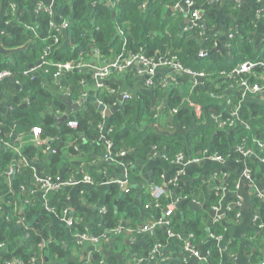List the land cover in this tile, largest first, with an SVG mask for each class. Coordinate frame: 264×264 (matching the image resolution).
<instances>
[{"label": "crops", "instance_id": "crops-1", "mask_svg": "<svg viewBox=\"0 0 264 264\" xmlns=\"http://www.w3.org/2000/svg\"><path fill=\"white\" fill-rule=\"evenodd\" d=\"M59 1L0 0L1 63L10 65L16 58L13 56L14 52L19 48H23L21 49L23 56H28L31 52L28 51V47L26 48L30 40L17 46L18 48L4 44L2 39L9 26L15 25V22L19 23L24 25L33 37L40 38L37 35V29L40 28L35 19L44 12L50 17V31L55 32L53 41L57 48L69 44L73 51L76 46L74 43H68L70 38L68 18L58 11ZM101 1L107 2L113 14L116 13L112 6L115 0ZM194 2L193 8L201 15V25L206 26L204 37L207 41L209 39V45L206 40H199L201 45L209 46L206 48L207 56L198 58L201 61L208 60L207 62L211 63L219 57L229 58L231 43L236 35L239 36V40L247 39L254 46L255 52L261 47L264 48V0H194ZM95 4L96 0L89 1L91 8ZM154 5L161 6L158 8L160 27L165 18L172 17L173 27L178 35L187 33L185 29L189 27L191 20L186 13L189 9L182 5L181 0H139L138 7L148 15ZM25 17L27 20L24 19ZM244 29L247 32H243ZM85 31L81 36L90 40L89 34H85ZM153 35L158 36L159 33L154 32ZM93 45L90 42L83 51L78 52V60L93 64L106 61ZM42 57V54H37L32 65L41 66L39 70L31 73V77L20 73L25 67L31 66L25 60L18 66L19 70L13 72V76L0 81V130L8 129L10 135L17 129L21 130L17 132L16 138L2 142L0 148H11L16 156L22 157L31 144L40 147L41 143L46 142L40 139L38 143L37 136L32 133V128L38 124L26 129L27 127L24 126L27 123H22V119L16 117L18 111L26 108L35 95V89L30 88L29 82L40 81L39 87L51 94L53 104H47L46 116H52L57 127L67 121L71 114L77 112L66 113L67 104L63 99L76 104L81 97L97 99V89L106 90L113 86L114 90L108 94L115 102L113 107H108L114 110L130 95L150 90L144 85L143 76H136L133 86L125 87L126 72L112 71L103 79L102 87H96L95 79L94 81L92 79L93 84L84 80L81 81L82 91L74 94L75 81L70 78L74 74L63 69L59 72L60 75H57L56 68L49 77L44 76L41 69L47 64L41 62ZM17 62L16 60V64ZM70 71L73 73L85 71L93 74L88 67L74 68ZM232 71L229 76L235 78L237 75ZM199 72L204 74L203 77H192L162 66L156 70L154 79L166 80L167 84L164 88L169 86L179 88L187 95L198 91L201 96L209 98L208 92L205 91L208 89V84L215 79L207 83L206 79L210 74ZM246 76L250 82H253L255 78L264 77V71L260 67L257 70L254 68L246 73ZM211 96L218 99L217 103L225 110L232 108L230 104L232 98L238 99V107L252 101H264L261 92L244 94L243 87L238 83L226 86L220 97ZM57 101L63 105L62 108L57 107L55 103ZM186 102L192 104L188 100ZM82 106L83 104L79 110ZM154 127L156 132L171 130V128H161V124ZM105 128L104 122L101 127L102 132ZM58 139L59 137L54 139L57 141L56 145H50L46 158L34 155L27 158L26 162L27 168L32 169L31 183L47 177L52 179L53 173L46 169V163H48L47 159L51 158V154H58L61 159L59 165H56L57 171L54 173L56 179L60 181L71 179L74 182L64 188V207L57 216L53 212L56 221L62 223L67 230L73 223H80L84 231L103 226L107 218L114 219L118 223V226L112 230L119 231L108 233L101 243L97 245L89 243L91 245L85 244L82 248H73L71 258L77 260V264H86L93 250L100 254L101 264H264V161L256 154L243 157L239 152H234L221 161L202 157L185 160L179 163L180 165L170 163L158 155H150L144 160L136 159L129 166H124L121 160L106 158L108 149L106 152L103 151V147L100 146L102 141L87 146V141L80 138V143L71 151L68 149L71 143L69 135L61 141ZM48 141L50 143L51 140ZM248 158H251V162L247 161ZM180 167H183V174L178 179L176 184L178 186L177 188L174 186L175 190L174 187L169 190L170 180ZM85 176H88L91 182H86ZM6 180L15 188L13 176H7ZM153 185L159 186L165 192L163 195L170 199L172 206L169 207L168 212L167 207L162 212L160 210L161 216L158 218L160 220L148 230L143 229V226H148L156 220L154 209L157 205L150 193ZM43 208L47 209L45 206ZM170 211L173 212V221L164 218ZM129 215L131 216L127 218ZM180 215L183 216L182 219L179 218ZM192 223H197L196 227ZM134 227L137 228L133 230ZM190 228H197L195 232L192 231L197 235H193ZM49 229L53 230L52 224ZM78 233L80 231L74 232L71 236L68 232L73 239L71 242L77 244L75 237ZM189 242L198 252V256H194L186 248ZM68 243L70 242H62L64 246H68ZM153 249H155L154 253L151 254L150 251ZM36 258L39 264H47L45 254L41 253ZM16 261L13 264L19 263Z\"/></svg>", "mask_w": 264, "mask_h": 264}, {"label": "trees", "instance_id": "trees-1", "mask_svg": "<svg viewBox=\"0 0 264 264\" xmlns=\"http://www.w3.org/2000/svg\"><path fill=\"white\" fill-rule=\"evenodd\" d=\"M89 1L60 0L57 7L60 14L68 18L70 35L68 43H74L76 46L73 51L69 44L57 48L53 41L55 32L50 31V17L45 12L40 13L35 21L38 22L40 29H37V35L41 39L33 37L24 25L15 22V25L9 26L2 39L4 44L11 48H18L17 46L30 40L26 48L28 47V51L31 52L28 56H23L21 50L23 48L17 49L13 54L18 61L17 64L13 59L8 66L1 63L0 57V70L18 71V66L25 60L32 65L37 54L41 55L49 46L50 51L48 50L49 53L46 54L45 59L51 63L41 69L43 75L49 77L57 68L54 63L78 61V52L83 51L91 42L102 59L106 61L126 50L129 53L142 52L149 58H156L157 54H170L175 55L183 67L210 74V77L206 79L207 83L211 79L215 81L209 83L205 91L208 92L209 98L201 96L198 91L187 95L179 88L172 86L163 88L157 84L149 91L127 97L108 118H105L103 112L89 99L83 103L79 111L68 117V120H76L77 124L74 127L68 126L67 121L57 127L55 119L52 116H46L47 104H53L51 94L39 87L40 81H28L30 88L35 89V95L26 108L18 111L16 117L21 118L22 123H27L24 126L27 127L26 129L38 124L39 138L46 142L41 143L40 147L35 144L29 145L22 157L16 156L11 148H0V264H11L14 260L19 261L17 264H39L36 257H39L41 253L47 257V264H77V260L71 258L73 257L72 249L82 248L85 244H89V240L76 244L71 242L73 239L68 232L71 236L78 231L99 236L111 232L118 226L114 219L107 218L103 226L97 229L84 231L80 223H73L67 230L62 223L56 221L54 215H59L65 204L64 188L41 191L37 182L31 183L32 169L29 170L26 164L27 158L34 155L46 158L50 145L57 144V141H54L56 137H59L58 140L61 141L69 135L71 143L68 149L71 151L75 150L74 147L80 143V138L87 141V146H90V143L102 141L100 146L105 152L108 149L106 144L110 142L109 150L114 160H121L125 166H129L136 159L144 160L150 155H158L172 162L177 156L190 160L205 156L225 158L238 152L237 149L249 150L264 159V101H252L238 107V99L232 98L230 100L232 108L225 110L217 103L218 99L211 96L220 97L226 86L238 83L241 78H247L243 73L235 78L229 75L244 61L264 60V48L261 47L255 52L254 46L247 39L239 40V36L236 35V38L234 37L236 41L233 40L231 43L230 57H219L216 61L208 63V60L201 61L197 58L200 49L209 47L199 43L200 37L198 38L197 31L178 35L173 27L172 17L165 18L160 27L158 21L160 5H154L147 15L139 9V0H115L112 5L116 10L114 15L107 2L96 0L95 6L91 8ZM24 19L27 20V17ZM198 29L204 30L206 26L199 25ZM84 30H86L85 34H89L90 40L81 36ZM154 32L159 35H153ZM243 32L247 31L244 29ZM204 40L207 41V38ZM207 45H209V39ZM255 68L259 69L258 66ZM69 72L74 74L70 77L75 81L74 94L82 91L81 81L85 80L93 84L94 77L91 73ZM132 72V70L127 71L124 75L125 87H132L134 84L136 76ZM83 77L84 79H81ZM253 82L262 83L258 78H255ZM112 87L106 90L99 88L96 91L97 100L106 106H112L115 102L114 98L108 94L114 90ZM186 96L188 98H184ZM187 100L192 104H187ZM55 103L58 108L63 107L58 101ZM231 110H237L236 116L231 114ZM217 118H220L222 122L220 123ZM105 120L107 124L105 131L102 132L101 127ZM160 124L161 128H171V130L156 132L154 126ZM2 130H0V145L11 138H16L17 132L21 131L17 129L10 135L8 129ZM48 140L52 143L50 144ZM121 152H124V155H120ZM60 159L58 154H51V158L47 159L46 169L53 173L52 178H56L54 173L57 171L56 165H59ZM247 161L251 162V158ZM14 166L16 172L12 176L15 178V188L6 180L7 176L11 177L7 172ZM174 186L178 185L171 183L168 186L169 190ZM175 187L174 190L177 188ZM170 202V199L164 195L156 199L157 206L154 209L156 219L161 216L162 210L168 207ZM171 211L164 218L173 221ZM179 218L182 219L183 216L180 215ZM21 221L24 222L23 226L18 225ZM50 224L53 225V230L49 229ZM192 225L196 227L197 223ZM136 228L134 227L133 230ZM195 229L190 228V232L193 234L192 231L195 232ZM18 240L21 243L18 244ZM63 241L70 243L64 246ZM102 241L104 240L99 243ZM86 264H101L100 254L93 250Z\"/></svg>", "mask_w": 264, "mask_h": 264}, {"label": "built area", "instance_id": "built-area-1", "mask_svg": "<svg viewBox=\"0 0 264 264\" xmlns=\"http://www.w3.org/2000/svg\"><path fill=\"white\" fill-rule=\"evenodd\" d=\"M182 5H184V7L186 9H189L186 13L187 15L190 17V25L189 27H187L185 29L186 32H190V31H197L196 33H198V37H200V39L204 40V36L206 35L205 29H198V26L201 25V19L200 16L197 11L193 8L194 5V0H181ZM12 7H14L13 4H11ZM176 6H178V4H176ZM203 26V25H202ZM32 27V26H31ZM205 34V35H204ZM229 36H232L231 34H229ZM56 39V37H55ZM56 42V41H55ZM49 47H46L42 53L43 57L41 62L45 63V64H50L51 62L45 59L46 54L48 53ZM207 56V49L206 48H202L200 49L197 58H202ZM41 63V64H42ZM135 64H137V66H134ZM55 67H57L58 71L55 72V74H59L60 71H62L63 69L66 71H70L74 68L76 69H80V68H84V67H88L90 69V71L93 72V77L96 80V87H102L103 86V79H105V77L112 71H115L117 73H125L127 71L132 70L133 73L135 74V76H143V83L146 87L149 88H153L155 85H160L163 88L166 87V80H155L154 79V74L156 72V70L159 67H168V68H172L174 71H178V72H182L185 74H188L192 77H203V73L202 72H195L191 69L185 68L181 65V63L179 62V60L177 59V57L175 55H170V54H164V55H159L156 58L154 57H146L142 52L139 53H129V51H123L122 53H119L115 58L108 60V61H102L101 63H88L86 61L83 60H78V61H66V62H56L54 63ZM259 65H264V61H258V62H252V61H244L242 63H240L239 65H237L234 70L232 71V73L236 74V75H240V74H246L248 72H250L251 70H253L256 66ZM41 65H31L28 67H25L21 74L22 75H29L30 77L32 76L31 73L37 71L40 69ZM60 75V74H59ZM13 76V72L10 69H1L0 70V81L6 78H9ZM259 80L262 81L261 84L259 83H254V82H250L248 80V78H241L238 80V84L241 85V87H243V93L244 94H248V93H262V95L264 96V77H260L258 78ZM127 95L124 96V98H126ZM236 111L237 110H231V114L236 116ZM220 123L222 122L220 120V118H217ZM67 124L70 127H74L76 126L77 122L74 119H69L67 120ZM32 133L34 134V136H37V142L39 143L40 138H39V134H40V127L36 126L32 128ZM107 148L108 151L106 153V158L113 160V155L111 153V151L109 150L110 148V142H107ZM237 151L242 154L243 157H245L247 155L248 152L252 153L249 150H243V149H237ZM120 155H124V152H121ZM163 158V157H162ZM203 158H208V159H212V160H216V161H221L222 157L220 156H205ZM185 160H190V159H184L183 156H177L175 160H173L170 163H175L180 165L179 163L184 162ZM264 161V159H262ZM122 164V163H121ZM124 165V164H122ZM125 166V165H124ZM16 172L15 170V166L13 169H10L7 173L12 176L14 175V173ZM183 174V167H180L176 170L175 174L173 175V177L171 178L170 182L173 185H176L178 182L179 177ZM85 181L86 182H91V180L89 179L88 176H85ZM37 184H39V188L41 189V191H49V190H60L65 188L66 186H68L69 184L74 183L71 179H67V180H58V179H50V178H43V179H38ZM22 189V187H21ZM36 192V191H35ZM150 193L152 195V197L155 199L160 197L161 195L165 194V192L157 185H153L150 189ZM172 205H169L166 209L167 212L169 210V207H171ZM160 219H156L153 223H151L148 226H143V229H152L159 221ZM19 226H23L24 222H20L18 223ZM118 229L112 230L111 232L108 233H115L118 232ZM108 233H104L101 234L99 236H95V235H88L86 232H80L76 235L77 238V242H82L84 240H89L88 243L97 245L101 240H104L107 236ZM186 248L192 252V254L194 256H198V252L196 250H194V247L192 245V243H188L186 244ZM156 249V247H155ZM153 249L151 252V254L154 253ZM16 261V260H14ZM14 261L11 263L13 264ZM16 262H19L18 260Z\"/></svg>", "mask_w": 264, "mask_h": 264}, {"label": "water", "instance_id": "water-1", "mask_svg": "<svg viewBox=\"0 0 264 264\" xmlns=\"http://www.w3.org/2000/svg\"><path fill=\"white\" fill-rule=\"evenodd\" d=\"M258 67H260L263 71H264V65H259ZM87 98H90L91 101L93 102V104L100 110L104 113V116L105 118H108L113 110L111 108H109L108 106H105L103 105L101 102H99L97 99L95 98H92V97H81L79 102L76 104V103H72L70 101H68L67 99H63L64 102L67 104V109H66V113H69L71 111H78L79 108L81 107V105L84 103L85 100H87ZM65 118V117H64ZM107 124V122L105 121V125ZM251 154L250 152L247 153L246 156H249L251 157ZM48 212V211H47ZM50 214H52L51 211H49Z\"/></svg>", "mask_w": 264, "mask_h": 264}]
</instances>
